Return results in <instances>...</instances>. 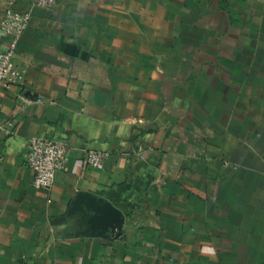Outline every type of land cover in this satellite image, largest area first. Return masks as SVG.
I'll list each match as a JSON object with an SVG mask.
<instances>
[{"label":"crops","instance_id":"0c3cea01","mask_svg":"<svg viewBox=\"0 0 264 264\" xmlns=\"http://www.w3.org/2000/svg\"><path fill=\"white\" fill-rule=\"evenodd\" d=\"M32 1L0 0V23L31 14L0 87V264H264V0ZM39 136L70 149L49 191ZM78 192L121 210L119 238L53 224Z\"/></svg>","mask_w":264,"mask_h":264},{"label":"built area","instance_id":"2783aa9c","mask_svg":"<svg viewBox=\"0 0 264 264\" xmlns=\"http://www.w3.org/2000/svg\"><path fill=\"white\" fill-rule=\"evenodd\" d=\"M57 0H33L34 7H48ZM31 17L29 11L7 10L0 23V30L10 36L6 49H0V87L18 84L23 75L13 63L19 39L27 28ZM13 123L0 121V135H11ZM69 146L66 142L49 137H32L28 141L26 166L33 173V186L37 190L49 191L56 174L65 170L69 158ZM109 153L101 150L88 151L83 159L85 166L95 170L104 168Z\"/></svg>","mask_w":264,"mask_h":264},{"label":"water","instance_id":"95a60500","mask_svg":"<svg viewBox=\"0 0 264 264\" xmlns=\"http://www.w3.org/2000/svg\"><path fill=\"white\" fill-rule=\"evenodd\" d=\"M125 217L121 210L102 197L78 192L65 215L53 220L64 226L62 233L69 237L119 238Z\"/></svg>","mask_w":264,"mask_h":264}]
</instances>
